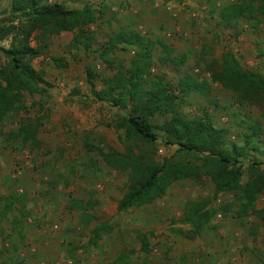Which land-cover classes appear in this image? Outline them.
I'll use <instances>...</instances> for the list:
<instances>
[{
  "label": "rangeland",
  "instance_id": "obj_1",
  "mask_svg": "<svg viewBox=\"0 0 264 264\" xmlns=\"http://www.w3.org/2000/svg\"><path fill=\"white\" fill-rule=\"evenodd\" d=\"M241 1L65 0L68 8L90 3L98 14L87 28L94 33L91 48L71 47L70 31L51 35L46 43L37 40L36 32L31 36V45L42 46L31 64L42 73L43 90L24 91L20 111L0 121V209L8 193L22 195L8 216H0V264H113L120 252L128 258L126 264H262V219L238 215L241 192H216L207 174L177 179L149 203L116 207L127 189V172L108 166L98 149L124 152L122 130L111 124L126 111L98 100L87 81L88 72L93 73L98 90L101 76L115 73L99 56L108 36L119 28L139 32L152 49L149 75L171 84L177 111L187 119L205 117L225 132L228 146L239 151L241 183L264 179L263 105L241 101L211 78L227 50L242 69L264 77V20L253 26L243 17L228 23L220 16L224 6ZM9 5L10 0H0V22L9 20ZM149 7L150 15L139 10ZM156 10L164 12L168 23L175 22L172 29L155 22ZM0 44L8 47L10 38ZM135 50L119 44L110 57L114 65L127 67ZM167 50L182 62L168 60ZM5 63L0 54V68ZM185 74L204 79L206 92L182 96L177 84ZM167 118L158 113L152 120L159 125ZM37 120L34 144L15 136L21 124L33 127ZM253 125L261 132L248 137ZM155 132V150L149 154L156 161L176 154V159L202 162L205 153L180 152L177 144L164 141L163 130ZM195 207L213 213L206 219L189 215ZM255 207L264 208V191ZM86 215L92 220L84 227ZM99 224L102 232L93 244L90 229Z\"/></svg>",
  "mask_w": 264,
  "mask_h": 264
},
{
  "label": "trees",
  "instance_id": "obj_2",
  "mask_svg": "<svg viewBox=\"0 0 264 264\" xmlns=\"http://www.w3.org/2000/svg\"><path fill=\"white\" fill-rule=\"evenodd\" d=\"M64 1L10 0V18L0 22V43L10 38L8 47L0 44V54L6 59L0 68V121L10 113L20 111L24 91L37 93L43 90L40 86L44 82L42 73L31 64V60L42 52L39 43L31 45L30 38L35 32L38 33L37 40L46 43L44 39L49 36L70 31L73 34L69 41L71 47L81 46L84 50L91 48L94 33L87 32V28L98 19V14L90 3L81 8H68ZM220 16L228 23H235L243 17L256 26L264 20V0H242L240 3L229 4L221 9ZM119 44L136 49L127 67L114 65L110 57ZM159 44L166 47L161 41ZM167 51L168 60L177 65L182 62ZM99 56L115 69V73L101 76L103 87L97 90L92 81L93 73L88 72L87 81L91 92L98 100L111 102L126 111L125 115L111 124L117 130H122L120 139L124 143V152L98 149L108 166L127 172V189L117 201L116 207L123 210L149 203L163 195L173 181L207 174L216 192H241L240 198L244 203L239 207L238 215L250 213L261 218L264 223V208L255 207L256 198L264 191V179L241 183L239 151L235 145L228 146L225 132L205 117L187 119L177 111L176 96L171 84L160 75H149L153 55L147 39L135 30L119 28L104 41ZM211 78L237 94L241 101L260 103L264 107V77L242 69L231 51L221 54L218 67L211 72ZM177 89L182 96L190 92L205 93L207 82L185 74L179 78ZM158 113L168 114L169 118L156 125L152 118ZM261 114L264 117V110ZM39 122L37 120L33 127L21 124L15 136L21 137L26 144H34ZM155 128L163 130L164 141L177 144L180 152L205 153L202 162L198 164L176 159V154L156 161L149 154V151L155 150ZM250 130L251 135L248 137L261 132L258 125L250 126ZM142 146L146 148L142 149ZM21 200L20 193H8L4 197L0 216H8ZM212 213V210L200 212V208L195 207L189 215H200L206 219ZM91 220L92 217L86 215L83 226L87 227ZM102 227L99 224L90 229L91 243L95 244L99 239ZM127 261L126 255L120 252L113 264H126Z\"/></svg>",
  "mask_w": 264,
  "mask_h": 264
},
{
  "label": "crops",
  "instance_id": "obj_3",
  "mask_svg": "<svg viewBox=\"0 0 264 264\" xmlns=\"http://www.w3.org/2000/svg\"><path fill=\"white\" fill-rule=\"evenodd\" d=\"M139 10L140 11H145L147 14L149 13V15H150V12L152 11L151 10V8L149 7V8H139ZM138 11V10H137ZM149 11V12H148ZM157 11V14H156V16H157V20H155V22H157L158 24H159V26H164L163 24L165 23V25H167L166 27L167 28H169V29H172V27H173V24H175V22H173L172 21V23H168L167 21H165L164 19H163V16H165V14H164V12L163 11H161V10H156ZM155 12V11H154ZM171 12H173V16H174V14L176 15V11H170V13ZM154 15H155V13H153ZM175 20V19H174ZM168 23V24H167ZM159 28V27H158ZM174 28H176V29H179L180 28V26L179 25H174ZM169 35H171V33H170V30H169V33H168ZM173 38V37H172ZM174 39H176V38H174ZM113 263H114V261H113Z\"/></svg>",
  "mask_w": 264,
  "mask_h": 264
},
{
  "label": "built area",
  "instance_id": "obj_4",
  "mask_svg": "<svg viewBox=\"0 0 264 264\" xmlns=\"http://www.w3.org/2000/svg\"><path fill=\"white\" fill-rule=\"evenodd\" d=\"M218 216H220V214H218Z\"/></svg>",
  "mask_w": 264,
  "mask_h": 264
}]
</instances>
